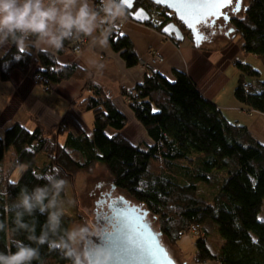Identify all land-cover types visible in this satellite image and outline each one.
I'll return each instance as SVG.
<instances>
[{
    "label": "trees",
    "instance_id": "1",
    "mask_svg": "<svg viewBox=\"0 0 264 264\" xmlns=\"http://www.w3.org/2000/svg\"><path fill=\"white\" fill-rule=\"evenodd\" d=\"M146 4V0H136L137 7L145 8ZM235 18L233 33L242 38L244 55L264 60V0H248ZM73 38L65 40L55 53L37 51L35 55L32 50L11 45L0 55V81H10L15 71L28 74L35 63L40 69L32 76L40 75L49 92L63 81L84 79L87 73L79 66L60 67L56 62V55L69 49ZM108 38L127 67L140 64L128 36L114 28ZM234 63L241 72L236 99L264 113L260 72L242 62ZM174 77L169 81L160 73H146L144 82L134 90L136 96L122 91L152 143L135 145L125 138L120 132L127 118L90 81L86 87L92 93L80 102L79 110L93 114L91 133L66 114L53 134L43 126L30 131L15 124L0 136V193L7 194L0 195V221L7 226L0 232V252L15 251L12 239L37 247L28 240L29 232L14 230L13 215L7 211L22 190L27 188L31 193L37 186H46L42 177L50 172L58 173L55 179H64L67 184L78 172L100 164L109 172L115 189L148 210L163 239L173 248L185 235L195 236L194 259L182 264H264V220L259 219L264 207V145L247 127L230 122L187 74L175 71ZM246 77L258 79L251 81L256 85L253 90L243 89ZM110 129L116 133L110 134ZM64 134L61 144L59 137ZM38 156L47 157L42 168L36 164ZM22 166V175L12 181ZM52 192L50 189L49 196ZM64 197L65 188L59 198ZM17 210L23 211L13 212ZM46 218L47 213L40 214L38 209L32 216H23L37 236ZM71 223L63 215L61 231L51 234L50 241L62 239L63 229H70ZM208 225L219 237L217 248L209 242ZM39 250V258L32 264H71L55 247L45 244Z\"/></svg>",
    "mask_w": 264,
    "mask_h": 264
},
{
    "label": "crops",
    "instance_id": "2",
    "mask_svg": "<svg viewBox=\"0 0 264 264\" xmlns=\"http://www.w3.org/2000/svg\"><path fill=\"white\" fill-rule=\"evenodd\" d=\"M119 30L132 41L139 65L127 67L120 54L112 49L108 37L105 43L100 42L97 38L100 35L98 31L93 37L87 36L88 43L81 56L74 55L68 49L55 57L60 67L72 64L79 66L87 73L84 79L63 81L52 92L46 93L33 83L32 74L40 69L35 63L28 74L15 71L10 81H0V136L15 124H21L30 131L43 126L49 134H53L55 126L66 114L78 120L86 132L91 133L93 114L79 110L80 102L92 93L86 87L89 81L100 87L127 118V125L120 133L123 135L127 130H138L141 128L140 123L122 91L134 89L144 82L147 72L141 63L150 60L151 53L156 52L163 61L154 64V72L160 73L169 81H174L175 71L187 74L202 95L216 104L230 122L247 127L252 136L264 145V113L253 111L236 99L235 91L241 72L233 68L236 61L250 65L260 72L258 79L264 81V60L254 55H244L241 50L243 42L235 40L237 37L233 42H228L227 37L233 35V32L229 36L219 35L206 40L198 47L190 35L183 42L177 43L172 39L167 40L161 32L140 24H125ZM10 47L11 45L0 46V55ZM25 49L32 50L35 55L37 51L55 53V49L44 46L34 47V50L29 47ZM258 79L247 78V81L254 82ZM108 132L116 133L111 129ZM66 135L59 137L61 144L65 142ZM131 142L136 144L132 140Z\"/></svg>",
    "mask_w": 264,
    "mask_h": 264
},
{
    "label": "clouds",
    "instance_id": "3",
    "mask_svg": "<svg viewBox=\"0 0 264 264\" xmlns=\"http://www.w3.org/2000/svg\"><path fill=\"white\" fill-rule=\"evenodd\" d=\"M124 16L123 0H0V46L14 45L21 50L29 46L61 49L65 40L80 35L93 37L98 31L97 38L105 43L117 21ZM57 175L56 172L48 173L42 177L46 186H37L31 193L25 188L7 206L8 213L13 215L14 230L29 232L28 240L37 247L12 239L15 251L0 252V264H32L39 258V246L45 244L60 250L71 264H112L109 250L96 248L87 251L80 246L89 233L85 226L63 229L62 239L50 241L51 234L61 231L64 215L58 203L66 181L55 179ZM50 189L53 190L51 196ZM13 209L23 211L13 212ZM37 209L40 214L47 213L39 236L35 235V228L23 220L25 214L32 216ZM6 227L0 221V232Z\"/></svg>",
    "mask_w": 264,
    "mask_h": 264
},
{
    "label": "water",
    "instance_id": "4",
    "mask_svg": "<svg viewBox=\"0 0 264 264\" xmlns=\"http://www.w3.org/2000/svg\"><path fill=\"white\" fill-rule=\"evenodd\" d=\"M147 1L173 12L178 21L184 26V30L191 36L193 43L198 47L205 42V31H201L202 27H207L206 25L209 23L212 28L218 21L224 19L223 16L213 17L209 14L202 17L206 22L201 23L177 8L173 0ZM243 1L238 0L239 12L245 9L242 5ZM124 6L125 11L128 12L133 21L142 25L150 24L151 17L149 13L143 7L136 9V0H130V5L124 3ZM231 6L232 4L220 9V12L226 13L225 10H228ZM135 9L136 11H134ZM204 11L210 13L212 10L205 9ZM228 17L230 19L229 15ZM184 30L177 24L170 23L162 28L161 33L176 42H183L186 38ZM232 32H234V29ZM130 200L119 197L110 204L111 213L103 221L106 226L101 228L99 234L92 233L86 237L85 250L91 251L96 248L109 250L112 254V264H179L164 245L163 235L154 227L148 210L133 202L134 200ZM127 239L130 242L137 240L143 242L152 249V253L150 255L128 254L126 251L128 248Z\"/></svg>",
    "mask_w": 264,
    "mask_h": 264
},
{
    "label": "rangeland",
    "instance_id": "5",
    "mask_svg": "<svg viewBox=\"0 0 264 264\" xmlns=\"http://www.w3.org/2000/svg\"><path fill=\"white\" fill-rule=\"evenodd\" d=\"M247 4H248V0H244L242 3L243 7H246ZM137 8H139V7L136 6V9ZM136 9L134 11H136ZM242 9L243 8L241 7V10ZM172 20H173V22H171V23H175L182 28L183 25L178 21L177 17L172 19ZM127 24H129V23H127ZM140 25H142V24H140ZM142 26H145L148 28L150 27L147 24L142 25ZM159 28H161V27H159ZM159 28L156 29V31L161 32ZM183 30H184V28H183ZM231 35H230V37H227V39L229 40L228 42H233L236 37L237 38L235 40H239V41L242 40V38L240 36H235L236 34H233L232 37H231ZM80 36H83V35H80ZM80 36H78V37H80ZM78 37L73 38V41H72V44H70L69 50L74 55L81 56L84 52V49H85L87 43H88V38H87V36H83L76 43ZM79 43H81V44H79ZM205 45H207V44H205ZM151 55H150V58H153V56H151ZM145 61L150 62V60H145ZM233 68L238 69L237 65H235V64H234ZM32 80L36 86H40L44 90V92L49 93V91H46V89L44 88V85H43V83L45 82L44 80L37 81L36 76H32ZM132 90H135V88ZM126 94L129 96H136L135 94L130 95L128 91H126ZM126 102H129L127 97H126ZM140 126H141V128H139L136 131L127 130L126 133L123 134V136L130 141L131 140L134 141L136 143L135 145H142V144L146 143V141L152 143L149 136H148L146 129L141 124H140ZM55 129H56V127H55ZM46 158H47L46 156L45 157L44 156H38V158L36 159L37 166L42 168V166L45 164V162L47 160ZM24 170H25L24 166L19 167L18 170L16 171V173L13 175L12 181H17L20 178V176L22 175ZM71 179H73V180H69V182L65 185V197L59 198L60 202L58 203V208L63 210L64 216H66L72 220V223L70 225V229L77 226V225H81V226H85L88 228V230H89L88 235H90L92 233L99 234L101 232L102 226L99 224V222H97L96 216H97V213L101 210V206H102V208L107 206V204H100V202H102V198H103L102 196L100 197V195H101V193L106 194V193L110 192V190L112 188L111 187V178H110L109 172L106 170V168L104 166H102L100 164H96V165L92 166L90 169L78 172ZM113 196L116 198L123 197V198L131 201L130 199H128L129 197L127 196V194L125 192H122V191L117 190V189H116V191H114ZM133 202H135V201H133ZM98 205H100V206H98ZM150 219L154 223V227L158 230V225L155 222V219H153L151 216H150ZM259 219L264 220V207L259 214ZM195 227L198 228V226H195ZM208 228H209V232H210V234L208 235L209 242L213 246H216V248H217L220 245L219 237H218L215 229L212 226L208 225ZM194 230H195V228H194ZM86 237L84 238L83 241H81V245H80L84 250H85L86 242H87ZM163 242H164V245L168 248V250H170V254H172L174 259L179 264H181L180 262H183L184 260H187L188 262L193 261L192 259H194V257H192V256H193L194 251H195V236L194 235H192V234L185 235L179 241V245L176 246L175 248H173L168 243V241L166 239H163Z\"/></svg>",
    "mask_w": 264,
    "mask_h": 264
},
{
    "label": "snow or ice",
    "instance_id": "6",
    "mask_svg": "<svg viewBox=\"0 0 264 264\" xmlns=\"http://www.w3.org/2000/svg\"><path fill=\"white\" fill-rule=\"evenodd\" d=\"M125 4L130 5V0H123ZM159 2V0H158ZM174 5L181 11L185 12L190 17H193L197 22H206L202 19L204 15L223 16L225 21L229 19L226 13L220 12V9L233 4V0H173ZM205 9H211L210 13L205 12ZM239 7L233 8V11L238 12ZM128 248L126 249L128 254H151L152 249H150L146 244L137 240L130 242L127 239Z\"/></svg>",
    "mask_w": 264,
    "mask_h": 264
},
{
    "label": "built area",
    "instance_id": "7",
    "mask_svg": "<svg viewBox=\"0 0 264 264\" xmlns=\"http://www.w3.org/2000/svg\"><path fill=\"white\" fill-rule=\"evenodd\" d=\"M145 9L147 10V12L151 16L150 25H148V26H150L149 28L152 29V30H156L159 27L162 28L165 25L170 24L171 22H173L172 19L176 18L175 17V14L173 12L168 11L166 8H163V7H160L158 5H155V4H153V3L149 2V1H147V4L145 6ZM164 19H171L170 20L171 22L170 23H167V24H164V22H163ZM127 23H135V24H138V23H136L135 21L132 20V18L129 16V14L127 12H125V16L122 18V20L117 21V26L115 28H118L119 29L121 26H123V25H125ZM83 36L78 37L76 43ZM165 38L167 40H171L170 38H168L166 36H165ZM79 44H81V43H79ZM151 54H152L151 56H153V58H150V62H148V61H145L144 62L143 61L141 63V66L143 67V69L147 73L154 72V70H155L154 64L163 61V58L158 53L152 52ZM36 80L37 81H42L44 79L40 75H36ZM255 86L256 85L253 82L246 81L243 84V89L249 91V90H253L255 88ZM126 91H128L130 95H133V94L136 95L135 91L132 90V89H128Z\"/></svg>",
    "mask_w": 264,
    "mask_h": 264
},
{
    "label": "flooded vegetation",
    "instance_id": "8",
    "mask_svg": "<svg viewBox=\"0 0 264 264\" xmlns=\"http://www.w3.org/2000/svg\"><path fill=\"white\" fill-rule=\"evenodd\" d=\"M239 7L238 5V0H233V4L232 6L226 10L225 12L227 13V15L230 16V19L226 22L225 19H221L220 21H218L212 28L210 27L211 25L208 23V25H206L207 27L201 29V31H205V40H209L212 38H215L218 35H227L229 36V33L232 32V30L234 29L233 27V20L236 19L235 17H237V15H239V13H237L236 11H233V8L235 7ZM244 8V7H243ZM240 9V7H239ZM208 28V29H207ZM215 28V29H214ZM187 33V31H185ZM189 35V33H188ZM111 190L108 193H101L100 197L102 196V202H100V204H107L106 207L102 208L101 206V210L97 213L96 216V220L97 222H99V224L102 226H106V224H103V221L105 220L106 216L109 215V213L111 212L110 209V204L113 203L116 199V197L113 196L114 191H116V189L111 185ZM100 206V205H98ZM102 211V212H101Z\"/></svg>",
    "mask_w": 264,
    "mask_h": 264
},
{
    "label": "bare ground",
    "instance_id": "9",
    "mask_svg": "<svg viewBox=\"0 0 264 264\" xmlns=\"http://www.w3.org/2000/svg\"><path fill=\"white\" fill-rule=\"evenodd\" d=\"M226 11V10H225ZM211 27V26H210ZM208 29V28H207Z\"/></svg>",
    "mask_w": 264,
    "mask_h": 264
}]
</instances>
